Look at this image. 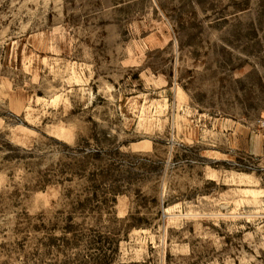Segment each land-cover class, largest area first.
Instances as JSON below:
<instances>
[{
    "label": "rangeland",
    "instance_id": "1",
    "mask_svg": "<svg viewBox=\"0 0 264 264\" xmlns=\"http://www.w3.org/2000/svg\"><path fill=\"white\" fill-rule=\"evenodd\" d=\"M0 264H264V0H0Z\"/></svg>",
    "mask_w": 264,
    "mask_h": 264
}]
</instances>
